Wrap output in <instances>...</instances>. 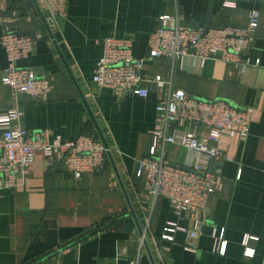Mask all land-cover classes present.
<instances>
[{
  "label": "crops",
  "instance_id": "0c3cea01",
  "mask_svg": "<svg viewBox=\"0 0 264 264\" xmlns=\"http://www.w3.org/2000/svg\"><path fill=\"white\" fill-rule=\"evenodd\" d=\"M254 9L260 22L243 54L251 65L243 71L220 55L206 61L148 58L151 35L165 16L176 15L190 27H244ZM7 28L44 35L19 65L50 81L45 99L1 83L8 67L1 46ZM109 37L131 39L133 54L146 58L147 97L119 98L94 83L102 42ZM156 76L167 83L158 85ZM170 90L258 111L246 136L224 138L228 158L213 167L214 192L205 216L177 215L166 199L155 202L145 189L140 161L153 151L156 105ZM0 92V111L22 110L20 124L29 132L49 129L52 139L92 132L112 149L104 170L80 178L56 156L35 152L17 173L16 186L0 189V264H129L139 253L140 264H264V0H66L65 14H53L47 0H0ZM189 129L199 136L209 132L204 125ZM167 157L184 167L196 160L193 151L175 144L168 145ZM203 218L197 252L185 249L184 231L171 233L173 241L162 237L170 223L191 229ZM215 230L227 241L225 255L212 252ZM247 235L258 237L249 241L252 257L244 254Z\"/></svg>",
  "mask_w": 264,
  "mask_h": 264
},
{
  "label": "built area",
  "instance_id": "2783aa9c",
  "mask_svg": "<svg viewBox=\"0 0 264 264\" xmlns=\"http://www.w3.org/2000/svg\"><path fill=\"white\" fill-rule=\"evenodd\" d=\"M65 1L47 0V4L53 14H65ZM260 16L259 10H252L244 27H190L182 25L176 15L165 16L161 26L151 35L148 58H169L175 62L192 56L206 61L220 55L227 61L235 62L243 71L251 65L250 61L243 59V54L255 38ZM43 37V34L33 36L9 28L3 32L1 46L7 53L8 67L1 76V83L15 93L40 99H45L49 94L52 85L46 77L19 65V61L28 57ZM102 44L104 53L93 75L96 86L110 88L123 99L133 95L147 97L149 91L143 85L147 81L143 75L146 58L133 54L132 40L109 37ZM153 81L160 86L167 83L161 76H156ZM257 114L255 107H235L224 98L203 99L183 90H170L167 97L156 105L153 151L140 161V168L146 174L145 189L148 194L155 202L166 199L177 215L200 212L205 216L209 210V198L214 192L213 162L228 158L222 150L224 138L246 136L248 125ZM23 115L19 108L0 111V128L3 129L0 137V189L16 186L17 173L34 160L36 151H42L48 157L56 156L66 171L76 178L105 169L109 160L108 151L112 149L107 148L96 134L85 131L75 139H52L49 129L29 132L20 124ZM14 121H18V124L14 125ZM199 125L207 127L208 135L199 136L195 131H190L189 126L196 128ZM170 144L193 151L196 154L193 165L184 167L171 163L167 157ZM203 225L204 218L196 220L191 229L170 223L162 237L173 241L171 233L184 231L187 235L185 249L197 252ZM149 226L150 219L147 218L139 238L140 245L145 241ZM214 238L212 252L225 255L227 241L223 233L217 235L215 230ZM257 238L252 235L245 237V256H254L255 250L249 246V241ZM140 255L131 259L129 264H140Z\"/></svg>",
  "mask_w": 264,
  "mask_h": 264
},
{
  "label": "water",
  "instance_id": "95a60500",
  "mask_svg": "<svg viewBox=\"0 0 264 264\" xmlns=\"http://www.w3.org/2000/svg\"><path fill=\"white\" fill-rule=\"evenodd\" d=\"M91 109V108H90ZM90 112H91V114L94 116V114H93V112L90 110ZM104 142V144L107 146V148L109 147L108 145H107V143L105 142V141H103ZM110 154V151H108V155ZM218 163H214L213 162V166L214 165H217Z\"/></svg>",
  "mask_w": 264,
  "mask_h": 264
}]
</instances>
